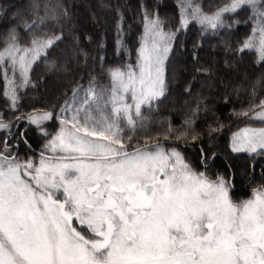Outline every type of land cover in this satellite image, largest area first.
<instances>
[{"label":"snow or ice","instance_id":"snow-or-ice-1","mask_svg":"<svg viewBox=\"0 0 264 264\" xmlns=\"http://www.w3.org/2000/svg\"><path fill=\"white\" fill-rule=\"evenodd\" d=\"M75 7L68 0L0 2V264H264V183L240 199L232 166L213 170V133L225 125H210L208 143H198L205 133L196 119L208 105L195 91L197 79L212 73L200 62L203 39L247 24L235 45L221 42L227 65L254 56L246 80L252 100L233 114L264 123V94H257L264 93V0L214 7L174 0L171 12L163 0H138L131 22L129 5L100 0L89 17L94 33L78 27ZM192 26L202 39L189 53L182 37ZM180 50L194 66L182 88L192 103L180 126L161 124L150 135L145 110L179 86L173 64ZM39 62L70 76L72 86L62 102L24 111L21 90L33 84ZM82 69L86 86L76 79ZM197 148L194 162L189 153ZM231 150L264 156V127L232 133ZM252 168L241 178L253 181Z\"/></svg>","mask_w":264,"mask_h":264},{"label":"trees","instance_id":"trees-1","mask_svg":"<svg viewBox=\"0 0 264 264\" xmlns=\"http://www.w3.org/2000/svg\"><path fill=\"white\" fill-rule=\"evenodd\" d=\"M0 2L13 4L18 3L19 0H0ZM68 2L76 5L74 11L75 18L79 22L78 27L85 32H96L97 29L93 26L89 17L93 11V7L98 5L100 0H68ZM105 2H109V0H105ZM110 2L112 4L129 5L130 7L126 10L125 14L131 22V17L133 16L132 9L136 7L138 0H110ZM163 2L168 5L167 10L169 12L173 11L172 4L174 0H163ZM202 2L206 7H214L222 3L223 0H202ZM109 20L111 22V16ZM140 27L139 23L134 24L133 31L138 32ZM249 31V25L241 24L238 30L233 29L230 33H224L222 36L212 39H203L202 47L199 50V57L202 64L211 65V79H208V74H205L199 77L195 83V91L202 92L203 96L206 97L204 102L208 105L207 110L201 109L196 119L197 130L205 133L202 140L198 143H204L205 145L208 143L209 137L207 132L210 125L215 127L217 121L225 125L223 131L213 133L214 151L217 153L213 170L223 172L227 169L228 165H231L237 177L236 191L243 192V196L247 195L253 184L259 185L264 183V179H262L264 158L263 156H248L245 153L232 152L230 147L232 133L242 127L263 125L264 123L252 117L251 114L249 117H237L233 114L234 109L239 111L247 107L252 100L250 86L246 80L250 79L254 71V56L249 53L242 58L239 64L233 62L231 65H227L225 64L226 57L221 42L227 39L229 43L235 45ZM114 39V32L109 31L106 39L109 61L113 59ZM182 39L186 41L187 51L190 53L193 43L202 39L199 35L198 26H192ZM63 47L64 45H61V48ZM91 47L94 48L95 46L92 45ZM173 67L178 69L177 85L179 86H174L172 95L163 104L158 105L151 112L145 110V115L151 121L149 124L150 135H155L157 131H162L161 124L166 126L168 122H171L175 126H180L188 114V105L192 103L193 98L182 95L184 82L192 80L195 74L190 55L186 54L184 50L178 51ZM86 72V69H82L76 77L83 84L88 82ZM256 74L258 75V72ZM80 77H84V79L81 80ZM70 79L71 77L68 75L48 72L42 62H39L38 66L34 65L32 73L33 84L29 85L27 89L21 90L23 110L28 111L33 105L39 108L62 102L64 93L68 92L72 86ZM208 85H211V87ZM5 86L3 75L0 74V107L5 102L3 97ZM226 94L227 99H225ZM257 94L261 95L264 93L258 89ZM29 135L33 148H39L41 142L37 140V133L33 131ZM189 154L195 162L199 155L198 148L190 150ZM253 165L255 179L250 182L247 177L241 178L245 170L249 172L253 171Z\"/></svg>","mask_w":264,"mask_h":264},{"label":"rangeland","instance_id":"rangeland-1","mask_svg":"<svg viewBox=\"0 0 264 264\" xmlns=\"http://www.w3.org/2000/svg\"><path fill=\"white\" fill-rule=\"evenodd\" d=\"M87 85V83L85 84V86ZM255 119H257V120H260L259 118H255ZM246 127H248V128H259V127H264V124L263 125H257V126H246ZM243 128H245V127H242L241 129H243ZM240 130V129H239ZM239 130H237L236 132H238ZM230 147H231V144H230ZM37 149H39V148H37ZM233 152V151H232ZM234 153H245V154H247L248 156H254V154H249V153H247V152H244V151H240V152H234ZM261 157V156H260ZM263 158H264V156H263ZM258 184H253V186H251L250 187V190L248 191V193H247V195L246 196H243L244 195V193L243 192H239V191H235V196L237 197V198H240V199H246V198H248L250 195H251V190H252V188L253 187H256Z\"/></svg>","mask_w":264,"mask_h":264},{"label":"flooded vegetation","instance_id":"flooded-vegetation-1","mask_svg":"<svg viewBox=\"0 0 264 264\" xmlns=\"http://www.w3.org/2000/svg\"><path fill=\"white\" fill-rule=\"evenodd\" d=\"M21 147H23V145H22ZM35 149H36V148H35ZM37 150H39V149H37Z\"/></svg>","mask_w":264,"mask_h":264},{"label":"water","instance_id":"water-1","mask_svg":"<svg viewBox=\"0 0 264 264\" xmlns=\"http://www.w3.org/2000/svg\"><path fill=\"white\" fill-rule=\"evenodd\" d=\"M38 151V150H37Z\"/></svg>","mask_w":264,"mask_h":264}]
</instances>
